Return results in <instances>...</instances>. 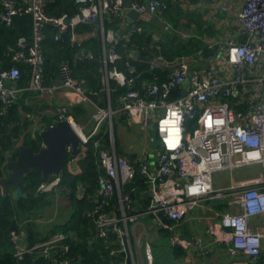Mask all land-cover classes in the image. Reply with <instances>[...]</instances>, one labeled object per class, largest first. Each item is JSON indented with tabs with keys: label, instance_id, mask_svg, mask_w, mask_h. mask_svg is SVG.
<instances>
[{
	"label": "built area",
	"instance_id": "2783aa9c",
	"mask_svg": "<svg viewBox=\"0 0 264 264\" xmlns=\"http://www.w3.org/2000/svg\"><path fill=\"white\" fill-rule=\"evenodd\" d=\"M79 5V14L70 18L69 23L62 18L55 19L45 13L47 0H26L24 6L17 7L16 0H2L3 10L0 21L13 25V16L19 11L29 13L32 17V36L30 40L21 38L17 43L14 59L30 67V89L41 92L54 90L42 84L45 57L42 53V41L45 37V24L52 20L63 31L70 26V39L75 40L74 28L78 24L96 23L107 42L102 53L104 68L103 89L107 91V107L95 106L94 125L89 133L75 122L71 115H64V108L59 110V118H66L78 129L82 147L94 135L104 122L109 123V147L99 149L98 168L94 204L89 216L94 222L97 237L103 238L108 264H137L132 251L130 225L135 220L134 182L136 169L133 163L120 155L115 148V137L111 130L113 117H124L128 123L140 128L153 124L158 135L161 149L155 158L145 153L139 156L138 168L148 198L144 213L151 214L155 221L162 225L163 218L170 220L183 219L193 211L203 199H218L230 196V203L235 208L222 214L220 224H211L209 231L215 240H228L231 252H241L250 260H256L261 254L264 240V227L252 229L249 218L264 215V74L259 69L264 56V0H245L238 19L250 34L243 43L229 41L225 52L231 78H221L212 67L191 66L189 59H167L156 54L149 60V68L167 67L170 69L166 82L158 84L145 82L142 92L134 88L135 72L133 66L127 71L116 67L108 68L120 57L116 44L120 38H128L140 31L132 25L124 33L108 29L104 31L103 18L110 14L125 20L126 14L122 0H75ZM131 7L139 12L155 13L166 10L164 0H131ZM58 38V34L55 36ZM158 47V46H156ZM200 53V52H199ZM253 70L259 73L253 74ZM60 86L65 90L72 103L90 102L83 84L73 77L71 66L63 63L60 66ZM20 74L17 66L0 71V101L4 104L14 103L23 89L16 85ZM110 82L126 87L120 97V106L113 109L110 105ZM182 87L184 93L179 97L167 99L169 91ZM159 96V97H157ZM236 101L233 107L226 98ZM173 113L180 117V143L175 148L167 144L168 130L164 120L174 119ZM211 116L212 124L207 117ZM223 121L217 125L216 120ZM192 121L190 130L186 122ZM96 145L99 144L97 139ZM70 151V146H67ZM249 165H260L262 173L252 178L231 179L227 186H214L213 175ZM61 182V173L43 180L37 187L38 193L56 190ZM195 189V191H193ZM113 232L115 238L109 241L108 235ZM16 242V254L19 259L24 253L36 250L41 256L49 258L51 264H73L67 256V235L58 232L36 243L31 247L19 246V234L11 232ZM185 239L175 236L171 244H188ZM51 252L54 255L51 256ZM57 255V257H55ZM146 256L152 264L153 254L149 244ZM78 264V263H76ZM91 264V263H88Z\"/></svg>",
	"mask_w": 264,
	"mask_h": 264
},
{
	"label": "trees",
	"instance_id": "16d2710c",
	"mask_svg": "<svg viewBox=\"0 0 264 264\" xmlns=\"http://www.w3.org/2000/svg\"><path fill=\"white\" fill-rule=\"evenodd\" d=\"M16 2L17 7H20L24 6L26 0H16ZM3 9L2 0H0V12ZM44 10L49 17L55 19L63 17L73 18L80 12L79 5L75 0H47ZM120 23L121 19L114 14L105 16L103 18L104 31L108 29L118 31ZM143 23L139 19L135 25L141 28L140 24L142 25ZM32 26L31 15L21 11L13 16V25H6L0 21V71L17 66L20 74L16 80V85L21 88L26 86L30 80V67L13 57L20 39L30 40ZM91 27L98 28L96 23L88 25L78 24L73 31H82L91 29ZM71 33L72 29L70 26L60 31L59 25L56 23L47 22L45 24V37L41 43L42 53L45 57L42 84L47 85L55 82L57 77L60 78V66L63 63H68L71 66L73 77L83 85H86L84 89L88 96L99 107L106 108L107 103L98 100L96 95L103 89L102 53L104 47L108 44L105 41L103 43L100 35L77 44L70 39ZM57 34L58 38H55ZM152 40L153 36L150 32H146L143 29L133 33L128 38H120L116 44L120 57L113 63L108 64L109 69L116 67L123 71H127L128 66H133L135 70L133 73L135 75L134 88L140 92H142L144 81L162 84L167 81L169 76V72L165 68L148 69L147 60L153 56V52L151 49L145 53L142 47L148 46ZM133 49H138L144 53L135 58L132 52ZM84 50L88 51L87 55L82 54ZM141 59H145V61ZM126 90V87L110 82V105L113 109L120 106V97ZM183 93L182 87H176L169 91L166 98L173 99ZM20 101L19 96L14 103L4 104L0 101V181L5 176L4 162L6 155L11 154L15 158L18 152L17 142L22 136L23 141L21 143L31 146L35 151L41 145L39 131L29 129L31 122L26 119L22 121L20 118L19 105L22 102ZM64 109L63 114L66 116L71 115L77 124L84 122L87 118L86 114L89 112L82 103L71 102L66 104ZM58 113L51 117L52 119L47 120L46 125H50L52 120L53 122L58 120ZM121 118H119V121H123ZM115 120L116 118L113 117L115 148L120 155L128 158L136 169L134 182L129 184V186L143 188L144 183L138 168L139 157L135 153H127L123 150L119 137H117ZM192 126V121L186 122L187 130H190ZM97 139L99 140L98 145L95 144ZM109 145V131L107 124L104 122L99 129V133L84 144L80 154L75 157H68V161H75V163L79 164L81 172L74 174L76 171H72L70 167L66 166L67 164L61 170L60 194L67 195L72 211L68 220L61 225H54L47 231L39 228V222L36 220L38 215L50 208L58 197L59 192L56 190L46 193L37 192L38 185L43 181L41 172L38 169L33 168L25 176L26 192L20 198L15 200L16 185L14 183L8 184V192H0V264H51L49 258L41 256L36 250L24 253L22 258L19 259L16 254V242L12 239V231H16L21 236V239L25 236L27 247H31L53 234L63 232L67 235L65 242L68 246L67 256L73 259V264L109 263L110 258L107 254L104 239L97 237L95 225L89 216L98 184L97 177L99 172H101L98 168L99 149L108 148ZM163 221L168 224L171 223V220L166 218ZM162 230L167 231L165 228H162ZM114 238L113 232H110L108 235L109 241L114 240ZM171 255L176 260H181L185 258L187 251L184 247L174 246L171 249Z\"/></svg>",
	"mask_w": 264,
	"mask_h": 264
},
{
	"label": "crops",
	"instance_id": "0c3cea01",
	"mask_svg": "<svg viewBox=\"0 0 264 264\" xmlns=\"http://www.w3.org/2000/svg\"><path fill=\"white\" fill-rule=\"evenodd\" d=\"M244 2L245 0H170L166 1L168 4L166 10H158L155 13L145 12L137 19L132 20L128 19L126 15L125 20L121 21L118 31L122 33L126 32L130 26L136 24L137 21L141 19L144 22L142 25L140 24L141 30L143 29L146 32H150L153 36L151 43L148 46L142 47L145 53L152 49L153 56L162 54L164 57H168L167 59L171 57L170 60L176 58L189 59L191 66L194 68L212 67L221 78H232L234 73L230 70L225 48L229 41L243 43L250 38V34L238 19V13L244 5ZM217 13H220L221 16L218 17ZM74 34L75 43L77 44H81L97 35H100L103 39L101 30L98 28L91 27V29L82 31L76 30ZM132 52L135 58L144 53L138 49H133ZM152 57L147 60L148 69L150 70L156 68H149V60ZM141 60L145 61V59ZM214 61H217L218 64L214 65ZM260 64L259 69L264 74V56ZM159 67L165 68L170 72V69L167 67ZM253 71V74L259 73L257 70ZM104 72L103 68L102 81H104ZM60 81L61 77H57L55 82L44 85L46 87H55L52 91L41 92L36 89H30L28 88L29 81L20 91L19 98L22 101H20L21 103L19 105L20 118L22 121L26 119L31 122L28 128L32 131L38 130L40 132L47 126V120L52 119L51 117L56 115L61 108L71 103L65 90L60 86ZM96 97L98 100L102 101L98 97V94ZM226 98L228 97H223L221 99L226 100ZM90 100V102L82 103L89 111L88 114H86V120L93 115L95 111L94 105L98 106L92 98H90ZM228 100L233 107H237L235 100ZM115 118V121L118 123L120 117ZM86 120L79 125L84 132L88 131L85 133H89L93 129L94 123L88 126ZM52 123H54L53 120L51 121V124ZM105 123L109 131V123ZM144 140L146 143V137ZM22 141L23 136L17 142V147ZM152 141V154H149L146 151V147H143V149L135 153L137 157L141 156L143 153L150 156L151 159L156 157V153L161 149L156 132L154 140ZM123 150L130 153L126 147H123ZM126 159L128 160V158ZM6 163L7 160L5 159L4 167ZM66 164L72 171H76L74 174L81 172L79 164L75 163V161L71 162L70 160L67 161ZM261 173L262 169L260 167L259 174L238 178L231 177V179L252 178L259 176ZM214 186L220 187L226 185L214 184ZM133 193L134 214L137 215L130 225V237L132 251L137 264H149L146 256V246L149 244L151 247L152 243L158 241L159 234L163 231L162 228H165L167 231H174V234L170 238V249L174 246H180L184 247L187 251V255L181 260H176L170 253L169 257L172 258L171 261H173L174 264H264V240L262 241L263 245L261 254L259 255L260 258L258 257L256 260H250L241 252L232 253L231 245L228 240H215L210 233L209 226L211 224H220L222 214L234 210L235 206L230 203L231 199L229 195H225L218 199H203L199 206L188 213L183 219L171 220L169 224L163 221L165 225H162L155 221L151 214L144 213V209L147 207L148 203L144 187L137 188V186H135V191ZM93 204L94 200L92 201V205ZM249 225L252 229L264 227V215L250 217ZM175 236H179L189 243L172 245L171 240ZM18 244L19 246H26L25 236L21 239L19 235ZM152 264H154V258Z\"/></svg>",
	"mask_w": 264,
	"mask_h": 264
},
{
	"label": "water",
	"instance_id": "95a60500",
	"mask_svg": "<svg viewBox=\"0 0 264 264\" xmlns=\"http://www.w3.org/2000/svg\"><path fill=\"white\" fill-rule=\"evenodd\" d=\"M123 6H125V14L128 19L132 20L139 17V12L131 7V0H124ZM62 21L69 23L71 19L63 17ZM48 23L55 22L50 20ZM82 54L87 55L88 51L84 50ZM98 97L108 103L106 90H101ZM39 135L41 145L38 150L35 151L31 146L20 143L15 158L11 154L6 157L5 176L0 181V192H8V184L14 183L16 185L15 200L25 194V176L33 168L41 172L43 180H48L51 176L61 172L68 161V157H75L81 152V137L66 118L58 119L47 125L39 132ZM67 146H70V151L67 150ZM53 255L54 252H51V256Z\"/></svg>",
	"mask_w": 264,
	"mask_h": 264
},
{
	"label": "rangeland",
	"instance_id": "374dc122",
	"mask_svg": "<svg viewBox=\"0 0 264 264\" xmlns=\"http://www.w3.org/2000/svg\"><path fill=\"white\" fill-rule=\"evenodd\" d=\"M217 16L220 17L221 14L217 13ZM223 52V51H222ZM218 64L217 61H214V65ZM123 121L115 123V129L117 137H119L120 143L123 147H126L130 153H137V151L146 147V151L149 154H152V146L155 137V130L153 124L151 123L149 127L140 128L138 125H132L126 121L125 116L122 117ZM87 125L94 123L93 115L87 121ZM88 132V131H85ZM146 137V143L144 138ZM261 166H245L242 168H236L232 172L228 170L215 173L213 175L214 184L216 185H229L231 183V177H247L254 174L260 173ZM262 169V168H261ZM56 191L59 192L58 197L55 199L54 203L50 208L46 209L44 213H40L37 217L39 222V228L44 231L54 227V225L63 224L70 217L71 203L67 195L60 194L61 188H57ZM174 234V231H161L159 234V239L157 242L151 244L152 254L154 258V264H174L169 254L171 253L170 249V238ZM169 257V260H168Z\"/></svg>",
	"mask_w": 264,
	"mask_h": 264
},
{
	"label": "clouds",
	"instance_id": "9594fccd",
	"mask_svg": "<svg viewBox=\"0 0 264 264\" xmlns=\"http://www.w3.org/2000/svg\"><path fill=\"white\" fill-rule=\"evenodd\" d=\"M175 118L164 120L163 125L167 127L168 130V139L167 144L169 148H175L179 143L181 139V128L179 126L180 117L176 116L175 113L172 114ZM208 124H212V118L211 116L207 117ZM223 121L220 119L216 120V124L220 125ZM195 191V189H193Z\"/></svg>",
	"mask_w": 264,
	"mask_h": 264
},
{
	"label": "bare ground",
	"instance_id": "6f19581e",
	"mask_svg": "<svg viewBox=\"0 0 264 264\" xmlns=\"http://www.w3.org/2000/svg\"><path fill=\"white\" fill-rule=\"evenodd\" d=\"M72 126H73V125H72ZM73 127L75 128L76 131H78V129H77L75 126H73Z\"/></svg>",
	"mask_w": 264,
	"mask_h": 264
}]
</instances>
